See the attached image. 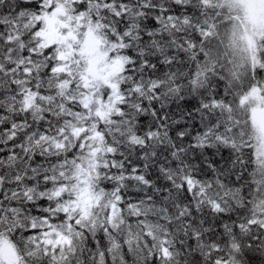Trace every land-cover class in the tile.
<instances>
[{"label":"snow or ice","instance_id":"6c2138e0","mask_svg":"<svg viewBox=\"0 0 264 264\" xmlns=\"http://www.w3.org/2000/svg\"><path fill=\"white\" fill-rule=\"evenodd\" d=\"M0 264H264V0H0Z\"/></svg>","mask_w":264,"mask_h":264}]
</instances>
